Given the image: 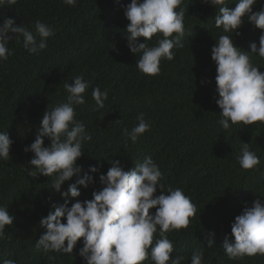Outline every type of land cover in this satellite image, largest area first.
I'll return each mask as SVG.
<instances>
[{
	"label": "trees",
	"instance_id": "trees-1",
	"mask_svg": "<svg viewBox=\"0 0 264 264\" xmlns=\"http://www.w3.org/2000/svg\"><path fill=\"white\" fill-rule=\"evenodd\" d=\"M128 2L77 0L75 6H70L63 0H17L0 6V24L13 18L16 25L23 24L34 31L35 21L40 20L55 33L48 39V47L35 55L23 47L22 38L14 37L8 43L12 55L0 62V133H7L14 141L9 158L0 159V206L15 217L12 225L5 226V238L0 240V261L84 264L78 254L83 238L71 254L45 252L37 247L46 231L40 225L41 218L48 214L53 202L63 203V199L50 191L52 176L29 175L35 170L29 162L33 153L23 150L34 142L47 107L66 102L65 83L71 84L75 76L81 75L90 84L83 94L85 104L74 106L75 119L84 123L92 139L83 143L84 154L77 163L85 170L96 165L99 172L91 174L94 184L87 189L81 186L78 199H91L92 192L101 188L99 175L106 174L110 161L120 160L128 170L150 156L163 173L159 183L164 190L169 186L181 188L197 208L187 228L167 234L176 253L170 258L180 256L184 258L181 264H191L193 251L202 249L203 264L236 263L228 258L222 244L225 236L234 242L231 224L245 204L250 206L256 198L264 199V122H238L227 130L218 124L222 117L213 108L218 94L211 48L220 35L228 33L222 27L213 31L208 26L209 21L215 22L219 8L213 9L200 0H183L176 9L183 8L185 12L183 47L172 49V60L161 59L158 75H147L137 69L140 54L130 52L120 24L111 21H119ZM224 6L234 9L236 3ZM262 6L264 0H257L253 10ZM242 19L244 23L237 30L240 34L230 32V36L234 43L247 38L239 48L250 51L251 42L259 43L261 30L248 23L247 16ZM160 35L148 40V46H154ZM138 41L143 43L145 38ZM249 54L252 64L264 71V59ZM97 86L108 91L103 108H97L92 98ZM140 113L151 128L133 144L123 130L131 131ZM243 142L249 143L260 159L253 169H242L238 163ZM49 143L45 138V146ZM178 148L195 154L179 157ZM74 180L75 177L66 181L62 188L66 190ZM156 194H160L159 188ZM209 232H214V237ZM208 239L214 240L212 247H208ZM245 260L247 264H264V255ZM141 264L152 262L149 258Z\"/></svg>",
	"mask_w": 264,
	"mask_h": 264
},
{
	"label": "clouds",
	"instance_id": "clouds-1",
	"mask_svg": "<svg viewBox=\"0 0 264 264\" xmlns=\"http://www.w3.org/2000/svg\"><path fill=\"white\" fill-rule=\"evenodd\" d=\"M200 1L213 9L219 8L215 22L209 21V29L214 31L215 27H222L223 32L228 33L220 35L211 48V59L216 65L215 91L218 94V98L214 97L217 105L213 108L222 117L218 124L227 130L238 122L245 125L264 122V71L252 64L249 54H258L264 59V6L254 11L253 5L257 0ZM182 2L129 0L119 14V21L111 18L113 23L120 24L130 52L140 54L136 67L143 74L158 75L161 59L172 60L175 55L172 49L183 47L181 37L184 35L185 12L183 8L176 11ZM228 2L236 3V7L224 6ZM5 3L12 5L17 0H0V6ZM63 3L75 6L77 0H63ZM245 16L248 23L261 30L259 43L251 42L250 51L239 48L247 38L234 43L230 36V32L240 34L237 30L244 23L242 18ZM157 33L161 35L157 37L156 44L148 46L147 41ZM54 35L52 27L40 20L35 21L33 31L23 24L16 25L13 18H6L0 24V62L12 55L8 43L14 37L17 40L22 38L23 47L35 55L48 47V39ZM140 37L145 38V42H139ZM89 84L81 75L75 76L71 84L65 83L66 102L47 107L34 142L23 149L25 153H33L29 162L35 170L29 171V175L52 176L50 191L59 193L63 199V203L53 202L51 210L41 218L40 225L46 231L38 239L37 247H42L45 252L54 250L71 254L83 238L78 254L84 264H141L149 258L152 264H181L183 257L170 258L176 253L167 234L187 228L189 218L195 215L197 208L181 188L169 186L167 191L164 190V185L159 183L163 173L150 156L128 170L120 160L110 161L111 167L106 174L99 175L101 188L92 192L91 199H78L81 186L87 189L94 184L91 174L99 172L96 165H89L85 170L77 163L84 154L83 143L92 137L86 133L84 123L75 119L74 106L85 104L83 94ZM92 98L97 108H103L108 91L97 86L92 90ZM137 120L138 124L131 131L123 130V135L133 144L151 128L143 113L137 116ZM45 138L50 141L47 146ZM13 143L7 133H0V159L9 158ZM223 147L227 149L226 145ZM178 153L182 157L183 154L193 155L195 151H180L178 148ZM237 160L245 170L260 163L249 143L244 142ZM74 177V182L64 190L62 185ZM158 188L159 195L156 194ZM151 209L155 211L150 212ZM14 219L6 207L0 206V240L5 238V226L12 225ZM208 235L214 237L215 233L209 232ZM231 235L234 242L225 236L222 247L235 264H247L245 259L264 255V199L256 198L250 206L245 204L231 224ZM213 245L214 240L208 239V247ZM203 256L202 249L194 250L191 264H203ZM0 264H16V261L3 259Z\"/></svg>",
	"mask_w": 264,
	"mask_h": 264
}]
</instances>
